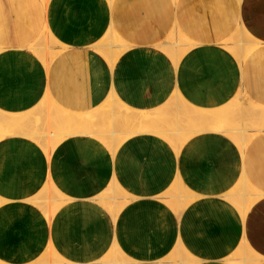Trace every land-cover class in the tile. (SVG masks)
<instances>
[{
  "label": "crops",
  "instance_id": "1",
  "mask_svg": "<svg viewBox=\"0 0 264 264\" xmlns=\"http://www.w3.org/2000/svg\"><path fill=\"white\" fill-rule=\"evenodd\" d=\"M7 1L13 14L15 11L16 16L23 17V20L22 25L18 26L11 16L10 21L3 23L9 29V35L0 40V114L18 118L34 116L39 114L38 111H43L50 101L54 103L49 91V72H45L46 68L39 57L44 58L49 49L48 43H43L48 35L41 34L42 31L59 19L49 20L47 26L45 16H41L42 6L35 3L37 0ZM84 1L86 7L81 10L83 17L77 24L75 35L62 33L59 36L61 39L73 36L75 40H81L82 34L77 32L82 29L81 23L86 24L88 46L87 51L83 52L88 66L92 65L94 71L86 66L80 70L86 80L74 89L77 93H83L82 98L75 100V93L61 89L58 101L77 111L89 112L87 118L93 120L86 124L83 117L75 115L81 131L78 135L64 138L55 146L54 150L59 146L62 148L55 156L54 150L48 151L45 142L39 138L43 132L40 127H45L47 115H44L41 125L34 127V131L29 129V120L25 122L26 129L39 136L33 139L40 142L43 149L35 141H28L20 135L0 139V190L11 188L10 196L17 201L5 207L1 213L2 222L7 221L8 227L15 222L24 234L31 233L42 227V220H50L64 203L69 202L49 226L51 242L54 240L58 249L74 250L73 255L68 256L72 261L69 264H146V260L138 257L139 249L132 243L152 241L154 231L158 233L156 238H160L171 216V221H179L177 251L180 250L194 262L242 264V259H248L247 264H264V197L258 199L250 210V206L243 210L238 205L242 203L241 200L246 202V196H264L261 192L249 194L255 189L252 182L264 190V133L251 143L255 136L248 139L243 149L228 134L211 130L217 116L209 118L204 124L207 129L201 131H197L201 127L199 124L187 121L188 116L194 119L196 111H219L220 114L225 113L221 118L223 122L240 125L239 98L244 97L254 105L257 102L264 104V72L261 64L236 59L234 65L239 78L227 90L221 87L217 92H210L204 87L192 86L187 77L196 69L204 48L194 49L196 45L184 43L173 26L168 28L162 25L152 34L135 40L134 46L125 44L124 50H120V39L114 32L118 22L112 13L116 8L115 0H102L100 7L95 6L102 16V20L96 23L93 21L92 2ZM133 1L120 0V5L128 6ZM166 1L169 0H157L152 10L168 13ZM174 2L179 3L178 0ZM64 4L65 0L56 1V6ZM238 10L246 29L264 43V0H241ZM8 12L10 15V9ZM234 24L236 28L238 19L234 20ZM59 25H63V22H59ZM96 41H99L98 44ZM177 42L182 44L176 45ZM96 48L102 51L103 57L90 51ZM74 53L52 66L51 73L64 72L65 65H71ZM257 54L264 56V49L259 47ZM145 74H156L161 80L153 86L142 87L137 80ZM124 78V83L118 85ZM59 81L57 79L58 85ZM68 82L71 83L70 80ZM230 99L228 106H223ZM109 100L111 105L102 111L100 107ZM57 108L60 112L61 108ZM140 113L148 114L143 115L142 124L147 127L144 132H149H137L133 134L135 136L131 135L132 139L124 138L132 130L137 131L139 126L137 122L124 123L122 117L130 115L129 118L136 119ZM245 122L249 123L247 120ZM37 127L41 130L38 131ZM187 132L190 134L182 136ZM163 139L177 149L170 151ZM144 147H150L151 151L147 160H143L141 155ZM203 150H207L214 163V176L222 177L217 190H208L210 194L200 197L190 186L181 182L176 186L175 193L173 191L167 197L170 210L167 207L155 208L153 202L146 200L145 194L133 196V187L123 188L119 183V177H123L130 186L135 185L132 179L135 171L131 169V163L136 164L137 169L150 173L152 171L145 168L144 162L153 165L162 163L149 186L151 191L160 189L171 182L176 171L180 173L182 169H191L195 155ZM87 162H92L97 169L99 166L103 169L90 185L83 180L82 174L88 168ZM205 171L211 173V167L208 166ZM178 174L177 178L180 179ZM233 186L237 189L234 195ZM68 191H74V194L70 196ZM243 192H246L242 194L245 196L235 200ZM152 198L149 196L147 199ZM142 227L147 230L146 235L140 232ZM86 234L91 239H102L106 246L107 241L112 239L116 250L105 248L104 257L99 262L90 263L87 260L96 246H88ZM126 235L128 240H124ZM1 240L2 252L5 253L10 247L9 237L6 238L2 232ZM51 250L52 257L58 261L57 253L53 248ZM238 250L243 253L241 258L228 261ZM108 258L112 261L106 260ZM0 261L17 264V261H6L3 257Z\"/></svg>",
  "mask_w": 264,
  "mask_h": 264
},
{
  "label": "rangeland",
  "instance_id": "2",
  "mask_svg": "<svg viewBox=\"0 0 264 264\" xmlns=\"http://www.w3.org/2000/svg\"><path fill=\"white\" fill-rule=\"evenodd\" d=\"M57 0H37L35 3H40V6H42L43 11H41L42 18L45 16L46 18V25L48 24L49 20H58L54 24H50L49 27L44 28L41 34L48 35L45 36V40L43 43H48V52L46 51V55L44 58L39 57V59L44 64L46 71L49 72L48 78L50 80L49 82V91L52 94V100L54 104L57 105V107L66 110V112H69L74 115H78L83 117L84 122L86 124L90 123L92 118H87V115L89 112H82L77 111L76 109H73L67 105L61 104L58 100L59 94L62 91L61 89H67V91L71 94H76V99L79 100V98L83 97V93L79 92L74 89L75 87H78V85L84 84V77L81 73V68L88 67L90 71H94L91 67L88 66V61L86 57H84V50L87 51V25L82 24L80 25V28H82L78 34L81 33V40H75V38L72 36H67L66 39H61L59 36L62 33H67L69 35H75V31L77 28V24L80 23L81 18L83 17V14L81 10L86 7L84 0H65L66 4L62 6H56ZM93 4V10L92 13H94V19L93 21L98 22L102 20V16L97 13L96 7H100L103 3L102 0H90ZM157 0H134L132 3H130L128 6H121L120 0H115L116 2V8L112 12L113 15L116 17V21L118 22V25L114 28V32L116 36L120 39V42L118 45L120 47L118 49L124 50L125 44L134 46L135 40H140L141 38H144L146 35H150L154 32V30H158L159 27L162 25L164 27L170 28V26H173L174 30L177 31L176 33H180V36L183 38V42L186 44H195L194 49H197L198 47L204 48L203 56L199 60L198 64L196 65V69H194L189 76L187 77V80L189 83L193 85H197L199 87H204L208 89L210 92H217L221 89V87L224 88V90H227L228 88L233 87L237 80L239 78V73L237 67H235V60L238 59L240 61L247 60L248 62H259L261 66L263 67L264 72V56H260L257 54L258 48L253 47L254 51L252 52V55L249 54V52L246 50L242 52V54L239 56V54L229 48L230 46H234V43H238L242 41L243 39H247V29L244 26L243 22L241 21L238 5L241 0H178V4L174 2V0L166 1L168 6V13H161L158 11H153L152 7L154 5V2ZM118 4V5H117ZM166 5V4H164ZM163 5L160 6V8ZM10 9V15L8 10ZM121 11L124 13H121ZM15 14V15H14ZM14 14L12 12V7L9 5L7 0H0V40L1 37L9 35V29L6 28V25L3 23H6L4 21H10L11 16L12 20L18 22V26H21V21L23 20V17L16 16L17 13L14 11ZM105 16V15H103ZM238 19V25L235 28L234 20ZM129 20H131V24L126 23ZM109 21V20H108ZM59 22H63V25H59ZM48 26V25H47ZM58 26V27H57ZM177 27V28H176ZM243 33V34H242ZM77 35V34H76ZM244 38H243V36ZM253 38V34H251ZM251 37V38H252ZM173 38V37H172ZM171 38V39H172ZM175 38V37H174ZM252 38V39H253ZM180 40V39H178ZM250 40V38L248 39ZM258 40V39H257ZM259 41V40H258ZM99 41H96L98 44ZM171 42V41H170ZM261 43L260 48L264 49V43L259 41ZM95 44V43H94ZM228 45V46H227ZM133 48V47H132ZM249 48V47H247ZM250 48H252L250 46ZM256 48V49H255ZM99 49L96 48L95 50H90L92 53H96V55H100L103 57L102 51H98ZM256 51V52H255ZM74 55L71 57V65L67 66V64L64 67V72H59L56 75H53L51 73V67L55 64H58L59 61L64 59L67 55L72 54ZM249 54V56H248ZM240 57V58H239ZM225 62V65H222V63ZM226 62H229L227 64ZM258 76H262L261 74H257ZM57 79H60V84L58 85ZM61 79L62 82H61ZM161 80V78L158 77V75L154 74H145L142 77H140L137 81L141 82L142 87L147 86H153L155 83H157L158 80ZM68 80L71 81L68 82ZM125 81V78L120 80L118 82V85H122ZM248 90V89H247ZM47 96L44 97V99ZM233 96L231 97V99ZM43 99V100H44ZM231 99L227 101L223 106H228V104L231 102ZM242 103H250L246 98L241 97L239 98ZM255 99V98H254ZM256 100V99H255ZM46 101V99H45ZM44 101V103H45ZM257 105L264 107L263 103H256ZM43 105V104H42ZM46 106V103L44 104ZM111 105L110 100L101 106V110L105 111L106 107H109ZM131 110H134L131 106ZM40 106V105H39ZM125 106V107H126ZM100 110V111H101ZM135 111V110H134ZM144 111V110H141ZM41 111H38L39 115L32 116L31 119H29V129L32 128L33 131L35 130L34 127L36 125L41 124V121L43 122V119L45 116L43 114H40ZM264 117V114H263ZM83 122V121H82ZM246 123V122H245ZM264 129V126L255 125L248 127V130H243L242 132H236V133H242L247 135L248 132L254 133L255 137L251 139L250 143L259 135L257 134V129ZM247 128V127H246ZM39 130V129H38ZM141 134L146 132H140ZM148 133V132H147ZM38 134V133H37ZM190 134V132H187L183 134L182 136H186ZM11 135H20L24 136V139L28 141H35L38 146L41 148L43 147L40 142L38 143L36 140H34L31 137L25 136L23 133H16ZM135 136V135H133ZM133 136L128 135L126 136L127 139H132ZM2 139V138H1ZM164 140V139H163ZM166 142L165 144L168 145L170 148V151L176 150V146L172 145L169 141L164 140ZM233 142V141H232ZM235 145H238L236 142H233ZM103 144V143H102ZM177 147H180L181 145L175 144ZM40 148V149H41ZM43 149V148H42ZM41 149V150H42ZM54 150V149H53ZM62 148L59 146L53 151V155H57L61 152ZM150 147H144L141 151V155L143 160H147V155L150 153ZM212 159L208 156L207 150H203V152H200L198 155H195L193 159V167L189 170L182 169V171L179 173L178 171L175 172V176L169 182L168 184H165L162 188L151 191L149 189L150 183H152L154 177L157 175V169L162 167V163H155V165L148 164V161L144 162L143 164L146 165V169L151 170L152 173L146 171L143 169H137V165L134 163H131L132 170H134L135 174L132 177V179L135 180L134 186H130L128 182H126L125 178L119 177V183L123 188H132L131 192L133 196H137L142 193L146 195V200H149L153 202L154 207H167L168 210H170V207L167 206V200L168 195L172 194L173 191L176 189V186L179 185L181 182L186 183L190 188L200 194V197L204 195L210 194L208 190H214L218 188V182L222 180V177H215L213 173V165L214 163L211 162ZM80 164L83 166V163L80 161ZM88 168L82 173L83 174V180L87 182V184H91L93 180H97L99 177V172L103 171V169L99 166L98 169L92 165V162H87ZM208 166L211 167V173L208 174L206 168L208 169ZM85 168V167H84ZM155 168V169H154ZM179 173V174H178ZM221 173V172H220ZM177 174L180 177L177 178ZM214 176V177H213ZM255 189L252 191H249V194L261 192L264 193V190L259 189L255 184L251 183ZM237 188V185H234ZM234 188L233 195L237 189ZM230 192V190H228ZM11 188L0 190V258H4V260L17 261V264H39L44 262L45 260L52 259V248L55 250V253L58 255V261L62 264H69L72 261L68 259V256H72L74 253V250L70 249H64L60 250L57 247V243H54V240L51 242V235L50 234V228L49 226L51 223L56 219L57 215L60 214L62 211V208L67 205V203H64L62 207H60L54 214L51 216L50 220H46L44 222L41 221L42 227L39 228L37 231L31 232V233H23L19 227L15 224V222L11 223V227L7 221L2 222L1 213L7 207L8 205H12V203H16V199L10 196ZM181 192V191H180ZM179 192V193H180ZM68 195L72 196L74 194V191H68ZM175 193V191H174ZM214 193V191H213ZM72 194V195H71ZM154 197L152 199H147L149 196ZM183 196V194H182ZM184 197V196H183ZM199 197V198H200ZM257 197V198H256ZM259 196H246V206H250L249 210L253 207L254 203L258 201V199L263 198ZM256 198V201L255 199ZM7 200L5 203L3 201ZM198 199V198H197ZM228 199V198H227ZM185 200V199H184ZM229 200V199H228ZM238 210L240 207H237ZM117 211L119 209L117 208ZM171 213V211H170ZM173 217V216H172ZM170 220L167 225L164 226L163 231L161 233L160 238H156L158 236L157 232H153V239L152 241L148 240H142L143 242L132 243L133 246L138 247L139 253L138 257L140 256L144 260H146V264H210L207 262H203L201 260L194 262L192 259H189L186 255L180 252V250L177 251V232L179 227V221L173 222L171 221V216L168 218ZM13 224V225H12ZM141 228V227H140ZM72 231V230H68ZM4 232L6 234V238L9 237V244L10 247H7L6 252H2V240H1V234ZM140 232L144 235H146L147 230L142 229ZM142 234V235H143ZM152 235V232L150 233ZM128 240V236H124V240ZM86 242H88V246H96L95 251H93L90 254L89 261L90 263L93 261L99 262L100 259H102L105 255V248H108L111 251H115L116 248L113 247V240L109 239L107 241V246L105 245V242L101 239H91L86 234ZM134 240V239H131ZM241 250V249H240ZM240 250L235 252V254L230 257L231 259H228V261L240 259L243 253H240ZM250 250V249H249ZM184 251V250H183ZM252 251V250H250ZM249 252V251H248ZM252 253L259 257L258 254L255 251H252ZM112 256V255H111ZM110 256V257H111ZM74 258V257H73ZM137 258V256H136ZM179 259L181 262H178ZM252 259V257H250ZM106 260L112 261L111 258H108ZM105 260V261H106ZM151 260L152 262H150ZM74 262V261H73ZM230 263V262H229Z\"/></svg>",
  "mask_w": 264,
  "mask_h": 264
},
{
  "label": "bare ground",
  "instance_id": "3",
  "mask_svg": "<svg viewBox=\"0 0 264 264\" xmlns=\"http://www.w3.org/2000/svg\"><path fill=\"white\" fill-rule=\"evenodd\" d=\"M251 34L252 33L250 32V30L247 29V35H246L247 39H245V40L243 39L242 41H240L238 43H234L233 44L234 46L233 47L230 46L229 48L236 51L239 54V56L242 54V52H244L246 50L249 52V54L252 53L254 51L253 47L259 48L261 46V43L256 38H253ZM243 38H244V36H243ZM249 38H250V40H248ZM180 44H182V43H179V42L176 43V45H180ZM250 46L252 48H250ZM247 47H249V48H247ZM249 54H248V56H249ZM237 102H238L237 105H239V108H240L239 111L241 114V117H240L241 121L239 123L240 125H234L235 123L234 124H230V123L228 124L227 119H226L227 123L223 122V120L221 118H222V115H223V117L225 116V113L223 114L221 112L222 114H220L219 111L216 113H214L213 111L212 112L196 111V116L193 117L194 119H192L191 117L188 116L187 121H188V123L196 122L197 124H199L201 127H199L197 129V131L198 130L201 131V130L207 129V128H205L204 124H205V122L208 121L209 118L217 116L214 120L215 122H213V127L211 130L228 134V136L231 139L233 138L244 149L247 145L248 139H251V137L255 136L254 133H251V134L249 133L250 131L248 130V127L255 126V125H260L261 127L264 126V117H263L264 108L260 107L258 105H254L252 102L242 103L240 101V99H238ZM219 109H221V108H219ZM122 111H124V110H122ZM40 114L47 115V122H46L45 127L42 128L39 126L43 131L41 137L36 135V133H33V132L30 133V131L28 129H26V127H25V125H26L25 122L28 121L29 118L32 116L18 118V117H13V116L4 114V113L0 114V139L4 138L5 136H9L11 134H16V133H21V134L23 133L24 135H28L29 137H32L35 139H36V136H38L39 138H41L42 142H45V147L48 148V151H52L54 149V147L57 146L59 143H61V141L64 138L71 136V135H78L81 131L80 130L81 128L79 127L80 125L78 124V118L69 112L63 111L62 109L59 112L57 106L54 103H52L51 101H50V104H48L45 107V109L43 111H41ZM126 114H129V113H126ZM36 115L38 116L39 114H36ZM143 115H148V114L147 113H140L137 115L138 117L136 119H134L133 117L129 118L130 115H128V117H126V116L122 117V119L124 120V123H126V124L133 123V122L138 123L139 127L137 128V131L132 130L131 132H129L128 135H133V134H136L137 132H144L146 130L147 127L143 126V124H142L143 123ZM121 116H122V114H121ZM226 116H227V114H226ZM229 118H231V117H229ZM236 119H238V118H236ZM168 120L169 119H167V121ZM246 120L249 121V123L248 122L245 123ZM105 125H107V124H105ZM163 126H165V125H163ZM40 128H39V130H38V127L36 129L38 131H40L41 130ZM243 130H248L249 131L248 134L245 135L242 133H236V132H240V131L242 132ZM255 131H257V134L264 133V129H262V128L260 129V127H259V129L255 130ZM105 132H106V130H105ZM113 134H115V133H113ZM123 137L125 138L126 136H123ZM242 182H243V180H242ZM245 193L246 192H243V193H241V196H238V197L236 196L235 200H237V199L241 200L243 198V196H245V195L242 196V194H245ZM241 202L242 203L239 202L238 205L243 210H246L247 206L245 205V203L242 200H241ZM55 259H54V257H52V259L45 260L41 264H61V262L56 261ZM247 261H248V259H242L241 263L247 264ZM0 264H5V263L0 261Z\"/></svg>",
  "mask_w": 264,
  "mask_h": 264
}]
</instances>
